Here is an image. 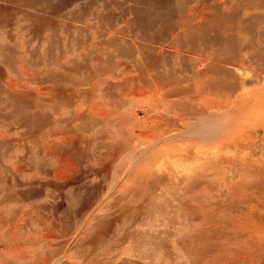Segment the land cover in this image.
Segmentation results:
<instances>
[{"label":"rangeland","instance_id":"rangeland-1","mask_svg":"<svg viewBox=\"0 0 264 264\" xmlns=\"http://www.w3.org/2000/svg\"><path fill=\"white\" fill-rule=\"evenodd\" d=\"M263 72L264 0H0V264H264Z\"/></svg>","mask_w":264,"mask_h":264},{"label":"bare ground","instance_id":"bare-ground-1","mask_svg":"<svg viewBox=\"0 0 264 264\" xmlns=\"http://www.w3.org/2000/svg\"><path fill=\"white\" fill-rule=\"evenodd\" d=\"M199 50V49H198ZM209 58H211V59H215V60H220L219 58H217L216 57V55H213V56H211V57H209ZM222 61V60H221ZM244 66L243 65H240V67H236V68H243ZM248 70V69H247ZM246 71V70H245ZM196 73L197 74H200V71L199 70H196ZM264 73V72H263ZM169 77H171V73H167L166 74V77L165 78H169ZM154 85L156 86V93H158L159 92V85L156 83V82H154ZM240 86V82H238V86H237V83H235L234 84V88H233V90H232V92H231V94H230V97H229V104H230V106L232 107V110H233V118H239V117H242V116H245V113H246V111H247V108H248V104H246V106H245V102L243 101V99H242V97H241V94L239 93H236L235 91H236V89L238 88ZM234 92V93H233ZM151 93H148V97H150V96H152V94L150 95ZM234 96H236L237 97V100L235 99V98H233ZM152 102V104H156V103H158V102H156V101H151ZM163 102H165V101H163ZM206 102V107L204 108H202L201 109V111H200V113H205V112H207V110H209V109H213V111H218L219 109H222L223 107H225L226 106V104L224 103V102H222V101H211V100H206L205 101ZM245 108V109H244ZM199 111V110H198ZM255 126H256V124H255ZM256 128H257V126H256ZM16 230H18V228L16 229ZM45 233V232H44ZM41 235V234H40ZM38 246H40V245H38ZM21 257V256H20ZM19 257V258H20ZM46 261V260H45Z\"/></svg>","mask_w":264,"mask_h":264}]
</instances>
